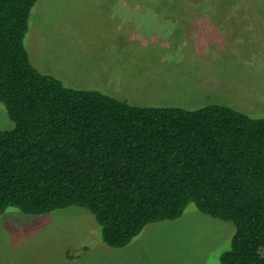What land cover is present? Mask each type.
<instances>
[{
	"label": "trees",
	"instance_id": "16d2710c",
	"mask_svg": "<svg viewBox=\"0 0 264 264\" xmlns=\"http://www.w3.org/2000/svg\"><path fill=\"white\" fill-rule=\"evenodd\" d=\"M37 0H0V217L71 206L127 246L189 204L233 223L221 264H264V117L211 104L135 106L39 72L25 46Z\"/></svg>",
	"mask_w": 264,
	"mask_h": 264
},
{
	"label": "rangeland",
	"instance_id": "374dc122",
	"mask_svg": "<svg viewBox=\"0 0 264 264\" xmlns=\"http://www.w3.org/2000/svg\"><path fill=\"white\" fill-rule=\"evenodd\" d=\"M133 2L137 12L214 7L246 15H232V22L223 24L228 17L214 12L210 19L189 22L182 47L176 33L153 24L147 25L151 34L168 41L145 38L139 23L135 40L115 38L122 21L118 7ZM233 23L237 26L230 27ZM198 42L201 47L194 48ZM25 46L39 72L67 87L94 88L140 107L194 110L216 104L264 117V0H37ZM12 125L0 104V130ZM234 230L233 223L189 204L180 218L152 222L127 246L113 248L84 208L44 215L9 208L0 217V264H221Z\"/></svg>",
	"mask_w": 264,
	"mask_h": 264
},
{
	"label": "crops",
	"instance_id": "0c3cea01",
	"mask_svg": "<svg viewBox=\"0 0 264 264\" xmlns=\"http://www.w3.org/2000/svg\"><path fill=\"white\" fill-rule=\"evenodd\" d=\"M127 1H135V0H127ZM122 5L124 6V3ZM135 5H136L135 2H133L132 5L128 3L127 7L125 6L118 7V13H119L118 15L122 19V21L119 22L117 25V28H116L117 31H116L115 38L122 35L124 37H128V39L132 38V40H135V38H137V28H139V24H141L143 28L144 27L145 28L144 29L139 28V30H140L141 35L144 36L145 38H154L156 40H167L168 41L169 39L156 38L154 35L151 34V31L149 30V27L147 25L153 24V25H156L157 27H161V28H165V30H169L170 32H172V35L176 33L178 37L176 40V43L178 42L179 47H182V44L187 41L186 36L185 35L183 36L182 33H185L184 29L187 28L186 26L189 24V22H191L190 25H192L196 22H200L201 18L210 19L211 14H213L214 12H217L219 15H222L224 17H228L224 19L223 24H227V21L229 23L232 22L231 18H229L232 15L238 14L237 16H241V17H244L246 15L244 13H241L243 11L238 8H219L218 9L214 7L212 8L198 7L195 9L180 8V7L164 8V9L145 7V8L140 9L137 12V9H136L137 7ZM261 13H262V10H261ZM168 16H174L175 18L170 19V18H167ZM161 17H166V18L161 19ZM245 22H247L246 19H245ZM165 24H167L168 26H166ZM120 25L129 26L128 31L120 30L119 28ZM220 26L228 27L227 25H222V24H220ZM236 26L237 25L233 23L230 27H236ZM141 35H139L138 38H141L140 37ZM210 44L213 45L211 47L221 46V45H215L217 44V42H211ZM184 46L186 45L184 44ZM196 47L197 48L201 47L199 42L196 43L194 48ZM185 56L187 59H191L190 52L185 51Z\"/></svg>",
	"mask_w": 264,
	"mask_h": 264
}]
</instances>
